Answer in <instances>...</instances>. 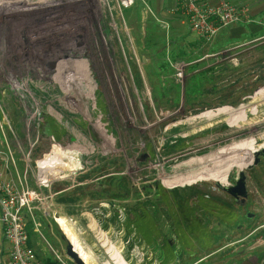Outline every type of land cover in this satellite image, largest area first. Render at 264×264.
I'll list each match as a JSON object with an SVG mask.
<instances>
[{"label": "rangeland", "instance_id": "1", "mask_svg": "<svg viewBox=\"0 0 264 264\" xmlns=\"http://www.w3.org/2000/svg\"><path fill=\"white\" fill-rule=\"evenodd\" d=\"M177 1L0 0L4 175L64 253L47 196L77 184L85 264H264V6L204 42ZM240 169L244 205L215 185Z\"/></svg>", "mask_w": 264, "mask_h": 264}, {"label": "built area", "instance_id": "2", "mask_svg": "<svg viewBox=\"0 0 264 264\" xmlns=\"http://www.w3.org/2000/svg\"><path fill=\"white\" fill-rule=\"evenodd\" d=\"M176 10L185 17L190 30L204 42L215 37L225 26L255 21L250 16L247 5L227 0H218L217 3H210V0H178ZM36 198L38 199V194L26 190L21 177L18 180L5 177L4 171H0V218L5 239L10 244L9 264H38L35 250L28 244L25 220V215L31 213L32 201ZM52 253L54 264H75L65 253L54 250Z\"/></svg>", "mask_w": 264, "mask_h": 264}, {"label": "crops", "instance_id": "3", "mask_svg": "<svg viewBox=\"0 0 264 264\" xmlns=\"http://www.w3.org/2000/svg\"><path fill=\"white\" fill-rule=\"evenodd\" d=\"M217 1L218 0H210V3H217ZM227 1L230 2L229 0H227ZM259 1L260 2L262 1L259 5L264 6V0H259ZM258 2H257V0L256 1L250 0L249 3L250 4L256 3L255 5H257ZM257 6L252 8L248 5L249 14L252 17V19H255L254 16L256 14L254 13L255 11L253 12V10H255L257 8ZM242 24L246 25V26L254 25L253 22H251V23H236V24H232V25H242ZM187 25H188V23H187ZM188 27H189V25H188ZM189 30H190V27H189ZM192 33L196 36V38L198 40L202 41L201 38H199L194 32H192ZM5 166H6V163L0 159V171H4ZM18 174H19V172H18ZM86 185H87V182L83 183L84 191L86 190L85 189ZM76 186H77V184H71L67 188L59 189L56 193L54 191V193H52L51 195H49L47 197H50L51 201L53 202V205L51 207L52 212L56 213V215L58 213V215H59V216H55V218H56V222H58L57 223L58 229L60 230L61 235L64 238H66L71 243L73 248L80 254L81 251L77 248L76 244L80 243L83 246L87 247L85 244L88 245L89 235L86 231L90 230L92 232V235H93L94 234L93 230H96L94 223L85 224V227H84V226H81L80 222H77L78 219L85 220V218H88L90 216L89 211H87L88 208L86 206V200L83 199V202H82L83 204L79 202L80 200H78V202H72V203H68L65 205L61 202L62 200H61L60 196L59 197L57 196L58 198L55 196L56 194H61L62 192L67 191V190H71L70 194H72V191H73V195H74L76 193V189H75ZM53 194H55V195H53ZM36 212L37 211L33 210V216H32L33 225L27 224V231H28V236H29L28 244H29V246H31L35 250L36 259H37L38 264H51V263L54 264V256H53L52 250L55 251V249L53 248V245L49 242L48 237H50L52 240L54 239L56 242H59V240L56 237V235L53 233V231H49L48 229H47V232L41 231L40 223L38 221L37 222L35 221V217L39 216ZM44 212L46 213V211H44ZM35 214H36V216H35ZM76 214H77V217L75 216ZM0 217H1V214H0ZM59 219L63 220L62 224L59 221ZM99 229H101V227ZM104 229L106 230V228H104ZM117 229H119V230H117ZM116 231L120 232V227H118V224L116 225ZM45 235L47 236V238ZM91 238L92 237L90 234V239ZM98 239H99V236H98ZM92 247H94L93 241H92ZM59 250L60 249H58L59 253H64V250H62V249H61V251H59ZM93 250L94 249L90 247V251H92L95 254L94 257H96V261L98 262V255H96V253ZM261 261H264V259H261ZM9 262H10V247H8L7 240L5 239L3 223H2L1 218H0V264H9ZM250 263L255 264L256 262L252 261V260L248 261L247 257H245L243 259V261H240L237 264H250Z\"/></svg>", "mask_w": 264, "mask_h": 264}, {"label": "water", "instance_id": "4", "mask_svg": "<svg viewBox=\"0 0 264 264\" xmlns=\"http://www.w3.org/2000/svg\"><path fill=\"white\" fill-rule=\"evenodd\" d=\"M48 128V127H47ZM46 128V132H47ZM252 166L247 167L251 169ZM217 188L223 190L228 195L232 196L235 200H240V204L243 205L245 199L247 198V189H246V174L243 169H240L238 172V177L233 185H222L219 181H215ZM253 214L248 212L247 217H251ZM66 255L73 260L75 264H85L83 259L80 257L77 251L70 244L67 245L65 249Z\"/></svg>", "mask_w": 264, "mask_h": 264}, {"label": "bare ground", "instance_id": "5", "mask_svg": "<svg viewBox=\"0 0 264 264\" xmlns=\"http://www.w3.org/2000/svg\"><path fill=\"white\" fill-rule=\"evenodd\" d=\"M131 3H133L132 1H127L126 0V3H123L124 5H128V4H131ZM220 177H218L217 179L220 181V182H223V179H225L226 178V176L228 175V173H227V171H221L220 172Z\"/></svg>", "mask_w": 264, "mask_h": 264}, {"label": "flooded vegetation", "instance_id": "6", "mask_svg": "<svg viewBox=\"0 0 264 264\" xmlns=\"http://www.w3.org/2000/svg\"><path fill=\"white\" fill-rule=\"evenodd\" d=\"M234 183H235V182H232V183L229 184V185H233ZM231 197H232V196H231ZM232 198H233V197H232ZM233 200H234L235 203L241 205V204H240V200H235L234 198H233ZM245 201H246V199H245ZM245 201H244V204H245ZM244 204H243V205H244ZM246 216H247V213H246ZM252 216H253V215H252ZM252 216H251V217H252Z\"/></svg>", "mask_w": 264, "mask_h": 264}, {"label": "trees", "instance_id": "7", "mask_svg": "<svg viewBox=\"0 0 264 264\" xmlns=\"http://www.w3.org/2000/svg\"><path fill=\"white\" fill-rule=\"evenodd\" d=\"M52 264V263H51Z\"/></svg>", "mask_w": 264, "mask_h": 264}]
</instances>
